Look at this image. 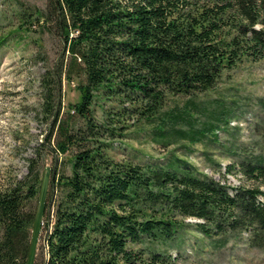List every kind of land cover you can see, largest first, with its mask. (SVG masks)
I'll return each mask as SVG.
<instances>
[{
	"label": "trees",
	"instance_id": "obj_1",
	"mask_svg": "<svg viewBox=\"0 0 264 264\" xmlns=\"http://www.w3.org/2000/svg\"><path fill=\"white\" fill-rule=\"evenodd\" d=\"M48 11L63 42L65 75L76 80L78 100L69 110L80 123L55 113V151L74 150L69 172L60 170L53 184L52 218L32 262L175 264L157 244L174 238L178 215L201 218L193 225L204 234L247 229L249 244L264 248L258 185L230 192L175 156L114 160L105 150L108 117L97 118L91 108L100 89L147 117L167 94L202 92L241 57L263 58L264 0H49ZM156 129L163 145L202 133ZM237 165L264 187L261 158ZM41 178L38 164L29 162L22 177L0 187V264L26 263ZM144 238L149 246H133Z\"/></svg>",
	"mask_w": 264,
	"mask_h": 264
},
{
	"label": "rangeland",
	"instance_id": "obj_2",
	"mask_svg": "<svg viewBox=\"0 0 264 264\" xmlns=\"http://www.w3.org/2000/svg\"><path fill=\"white\" fill-rule=\"evenodd\" d=\"M48 2L0 0V187L22 177L29 162L37 163L42 174L25 264H34L33 254L43 245L52 218L53 184L60 170L69 172L74 150L55 151V113L57 119L77 120L69 110L78 100L76 80L65 75L63 42ZM100 92L94 93L91 108L97 118L101 112L108 117L105 150L112 159L165 162L175 156L224 183L230 192L234 186L264 190L261 179L244 175L237 165L253 158L264 162V57H241L202 92L167 94L158 111L147 117L131 111L133 106L121 97ZM156 128L171 134L188 128L202 133L191 139L175 136L163 145L155 139L160 135ZM258 198L264 201L263 195ZM176 219L181 225L174 238L153 244L169 252L175 264L264 263V248L249 244L247 229L204 234L193 225L201 218ZM150 244L144 238L133 246Z\"/></svg>",
	"mask_w": 264,
	"mask_h": 264
}]
</instances>
